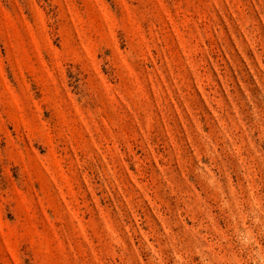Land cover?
Here are the masks:
<instances>
[{"label":"rangeland","instance_id":"obj_1","mask_svg":"<svg viewBox=\"0 0 264 264\" xmlns=\"http://www.w3.org/2000/svg\"><path fill=\"white\" fill-rule=\"evenodd\" d=\"M0 264H264V0H0Z\"/></svg>","mask_w":264,"mask_h":264}]
</instances>
